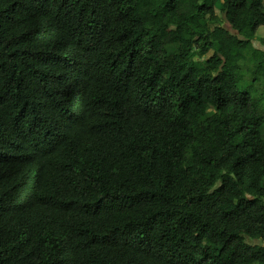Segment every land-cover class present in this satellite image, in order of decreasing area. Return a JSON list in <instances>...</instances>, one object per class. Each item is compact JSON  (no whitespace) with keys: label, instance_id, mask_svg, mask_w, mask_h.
Here are the masks:
<instances>
[{"label":"trees","instance_id":"obj_1","mask_svg":"<svg viewBox=\"0 0 264 264\" xmlns=\"http://www.w3.org/2000/svg\"><path fill=\"white\" fill-rule=\"evenodd\" d=\"M253 41L264 0H0V264H264Z\"/></svg>","mask_w":264,"mask_h":264},{"label":"rangeland","instance_id":"obj_2","mask_svg":"<svg viewBox=\"0 0 264 264\" xmlns=\"http://www.w3.org/2000/svg\"><path fill=\"white\" fill-rule=\"evenodd\" d=\"M241 25L244 29H247L248 18H244L241 21ZM152 23L150 22L147 25V28L151 30ZM259 33H261L259 31ZM152 35L154 33L152 32ZM166 42H175L182 40V27L172 28L169 27L166 32ZM210 55V54H209ZM197 58H195L196 60ZM242 65L240 75L241 82L239 83L240 90L250 93L255 101L258 102L259 110L261 114H264V79L255 80V78L251 75L250 69L251 65Z\"/></svg>","mask_w":264,"mask_h":264},{"label":"crops","instance_id":"obj_3","mask_svg":"<svg viewBox=\"0 0 264 264\" xmlns=\"http://www.w3.org/2000/svg\"><path fill=\"white\" fill-rule=\"evenodd\" d=\"M252 44H253L254 48L258 49L259 51H263L264 52V46L261 45V43L259 41H253Z\"/></svg>","mask_w":264,"mask_h":264}]
</instances>
